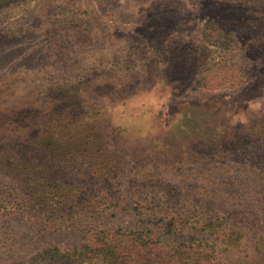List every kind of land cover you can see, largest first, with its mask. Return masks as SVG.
I'll return each instance as SVG.
<instances>
[{"label": "rangeland", "instance_id": "1", "mask_svg": "<svg viewBox=\"0 0 264 264\" xmlns=\"http://www.w3.org/2000/svg\"><path fill=\"white\" fill-rule=\"evenodd\" d=\"M263 128L264 0H0V150L60 152L48 190L78 192L31 199L0 164V258L79 244L90 221L197 243L156 211L217 188L212 162Z\"/></svg>", "mask_w": 264, "mask_h": 264}, {"label": "trees", "instance_id": "2", "mask_svg": "<svg viewBox=\"0 0 264 264\" xmlns=\"http://www.w3.org/2000/svg\"><path fill=\"white\" fill-rule=\"evenodd\" d=\"M249 44L252 43L249 41ZM237 73L241 74V71L237 70ZM231 76L225 73L226 83L233 81ZM261 133L259 144L255 147L239 146L234 151L237 157L230 156V163L227 154L212 162V165L218 166L213 170V182L217 185L213 191L207 194L199 192L194 197L184 195L188 205L183 202L181 206H162L156 211L161 214V221L169 231L190 228L200 236L197 243L180 246L163 244L156 236L155 226L126 230L104 224L96 228L90 221L87 233L79 244L61 248L42 242L37 247V242H32L34 247L30 252L0 258V264H264V128ZM256 148L261 151V157L251 158L256 165L242 160L245 162L243 166L239 158L242 152ZM31 151L17 146L0 150L1 169L7 171L11 182L23 188L31 199L38 197L37 192H44L46 198L74 202L78 196L76 191L63 193L56 189L52 192L57 183L48 190L45 177L50 174L49 169L54 168L52 163L60 152L33 150L35 155L37 152L40 158L43 156L49 161L37 164L30 158L22 159L31 157L21 155L23 152L32 154ZM224 162L235 164L230 169H236L235 173L239 175L234 176L232 170L223 172L221 165ZM52 171L53 181L57 182L55 177L60 171ZM5 192L8 196L15 193L14 189ZM60 209L54 207L56 211H62ZM81 211L83 214L95 213L97 207L84 204ZM59 224L50 223L48 227H58ZM37 229L43 230L42 227Z\"/></svg>", "mask_w": 264, "mask_h": 264}]
</instances>
